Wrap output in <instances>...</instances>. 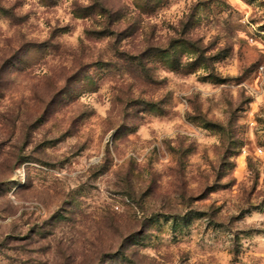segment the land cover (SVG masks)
Listing matches in <instances>:
<instances>
[{"label": "rangeland", "instance_id": "rangeland-1", "mask_svg": "<svg viewBox=\"0 0 264 264\" xmlns=\"http://www.w3.org/2000/svg\"><path fill=\"white\" fill-rule=\"evenodd\" d=\"M264 264V0H0V264Z\"/></svg>", "mask_w": 264, "mask_h": 264}, {"label": "trees", "instance_id": "trees-1", "mask_svg": "<svg viewBox=\"0 0 264 264\" xmlns=\"http://www.w3.org/2000/svg\"><path fill=\"white\" fill-rule=\"evenodd\" d=\"M106 264H108V262H106Z\"/></svg>", "mask_w": 264, "mask_h": 264}]
</instances>
